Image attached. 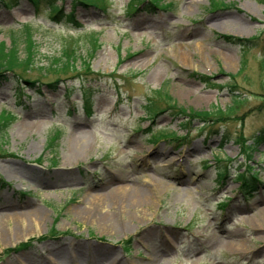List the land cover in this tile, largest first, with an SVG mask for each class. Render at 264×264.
<instances>
[{
  "label": "rangeland",
  "instance_id": "rangeland-1",
  "mask_svg": "<svg viewBox=\"0 0 264 264\" xmlns=\"http://www.w3.org/2000/svg\"><path fill=\"white\" fill-rule=\"evenodd\" d=\"M76 1L91 5L79 4L70 22ZM100 1L58 0L65 15L60 22L50 19L46 4L36 16L28 0L0 9V44L10 51L11 33L29 25L34 45L26 48L18 36L20 53L22 59L34 54L36 62L21 79L0 83L1 125L5 113L14 118L0 133V219L7 215L15 224L27 204L46 211L39 231L9 242L2 238L7 224L0 225V264H45L37 257L45 248L87 243L145 264L166 237L172 246L157 258L160 264H264V233L255 230V219L264 214L263 0H155L159 7L143 0L135 12L134 0ZM224 37L251 43L244 47ZM67 45L80 56L77 72L61 75L50 88L58 77L51 62ZM36 79L44 85L29 88L25 81ZM181 110L226 116L203 124L198 117L184 120ZM76 125L90 140L89 152L68 167L67 180L53 178ZM172 134L181 140L159 138ZM155 150L166 154L153 155ZM220 170L227 175L221 178ZM117 171L133 184L160 179L171 187L150 195L145 217L141 208L122 216L129 228L115 233L77 211L89 190ZM243 174L256 192H240ZM188 186V193L174 190ZM149 232L146 244L138 243ZM213 232L231 238L222 244ZM238 241H245L247 254L230 246ZM88 252L85 246L77 260L59 264H107Z\"/></svg>",
  "mask_w": 264,
  "mask_h": 264
},
{
  "label": "bare ground",
  "instance_id": "bare-ground-1",
  "mask_svg": "<svg viewBox=\"0 0 264 264\" xmlns=\"http://www.w3.org/2000/svg\"><path fill=\"white\" fill-rule=\"evenodd\" d=\"M76 126L78 128H74L68 136V151L64 156L63 165L61 166L62 168L52 172L51 177L53 178H64L67 180L68 176H70L68 175L70 173H67L66 171L68 167L77 164V162L89 152L91 145L90 140L88 139L87 134L79 129V125ZM152 154L159 156L166 153L161 150H155ZM184 157H187V154H185ZM122 173V171H117L115 173L116 175L113 174L109 181L90 189L85 199L81 202L83 209L77 211L78 215H82L90 221H98L99 224H102L103 227L109 229V231H114L115 233L119 231L124 232L126 228H129V223L124 220L122 216L127 215L126 213H138V210L141 208L142 210L139 214L140 216L142 215L145 217L146 215H144L143 212H145L147 206H150V195L157 194L159 191L171 187L170 184L164 183L160 179L150 181L149 185L138 183L133 184L130 179L122 175ZM127 173L128 172H126V174ZM45 183L48 186L51 185L50 180ZM174 190L179 194L191 191L189 186L184 189L174 187ZM25 208L27 211L24 210L25 212L18 214L14 219L15 224L13 225H10V222L12 221L6 219L8 218L7 215L0 219V225L4 222L7 224L8 228V230L6 232L4 231L2 235L5 242L21 238L22 235L27 233L30 229L39 231L41 225L45 222L46 211L44 209H34L31 204H27ZM104 209H107V211L104 212ZM250 210L256 211L257 208H252ZM255 230L264 233V214L258 215L255 219ZM169 233L172 234V232H168V234ZM149 237L150 232L141 236L138 243L146 244ZM213 237L219 239L222 244L226 243L225 241L231 238H225L222 235H219V232H213L211 238ZM244 243L245 241H238L232 243L230 246L247 254L248 250L246 251L245 246H243ZM85 246H88V255L94 260H107V264H135L134 262L126 261L119 256H113V250H106L92 244L88 245V243L83 247ZM171 246V240L166 237V240H164L161 245L154 246L153 251L151 252V255L154 256V258L150 257L145 264H160V261L157 260V258L161 257L163 253L165 254ZM67 247H70L69 252L66 251ZM83 247L74 244L51 245L41 251L37 257L44 261L45 264H59L61 259L77 260L79 257L77 251H80ZM64 255L66 256L64 257ZM15 262L20 261L17 258L15 259Z\"/></svg>",
  "mask_w": 264,
  "mask_h": 264
},
{
  "label": "trees",
  "instance_id": "trees-1",
  "mask_svg": "<svg viewBox=\"0 0 264 264\" xmlns=\"http://www.w3.org/2000/svg\"><path fill=\"white\" fill-rule=\"evenodd\" d=\"M32 3V5H34L35 7V15H39L42 13V10L40 9L41 6L43 4L48 5V9H46V13L50 15V19L54 22H60L63 18H65L64 12L61 9L60 6H58L57 1L58 0H28ZM105 0H101L100 4H104ZM155 0H150V3L155 5L156 7H159V5L157 4V1L154 2ZM213 8L215 7V1H213ZM264 2V0H263ZM146 2H144L143 0H134L133 1V5L131 6V12H135L137 9V5H141L144 4ZM17 4V0H0V9H2L3 7L7 8V9H11L12 7H14ZM73 11L72 13L67 17L68 21H72L75 22V16H74V12L76 11L77 7L79 6V4L85 5V6H90L91 4H88L87 2H81V1H76L73 2ZM93 5L96 6V4L94 3ZM163 7V6H160ZM218 7H222V8H226L228 7V4H219ZM215 9V8H214ZM12 49L9 51V49L5 46V44H0V83H4L6 82L10 76H14V77H19V79L22 78L21 72H25L27 74H29L32 69L34 68L35 65V55H29L27 54V56L22 59L21 58V53H20V41L21 39H18V36L23 37V41L24 44L26 45V48L28 46H30V48L32 49L34 42L32 40V35H33V29L31 26L26 25L24 26L20 31L18 32H12ZM224 39L230 41L232 44H240L244 47H246V45H249V41H242L240 39H235V38H226L224 37ZM29 48V49H30ZM30 51V50H29ZM88 60H90L92 58V54H91V50H90V56L88 55ZM80 56L77 54V51L75 48L71 47L70 45H67L64 47L63 49V53L62 56L58 59H54L51 62L50 68L49 70L53 71L52 73L54 75H57V79L52 82L47 84L48 87L50 88H57V85L62 81L61 75H68L72 72H77V69L74 68L75 64L77 61H79ZM86 65V64H85ZM46 71L47 73H49L47 71V69H42V71ZM85 71L87 73H91V69L89 67V65H86L85 67ZM79 73V72H78ZM76 73V74H78ZM201 80H204V82H208L211 81V78H207L204 76H200L199 77ZM233 78V77H232ZM26 84L29 85V88H33L36 87V84L40 83V85H44L43 83L40 82V80L36 79L34 81L31 80H26L25 81ZM24 88L22 87H18L17 88V93H19V95L22 94ZM38 93H41V90H38ZM70 93V92H69ZM234 94V91H233ZM236 97V100L238 102H241L243 99L241 96L237 95L236 93L234 94ZM170 106V105H169ZM178 108H175V110ZM182 113V116L184 117V120H186V116H188L187 114L184 113L183 110L178 111ZM193 116V117H192ZM192 116H188L189 118H201V121L203 122V124L208 123L210 121L211 118H218L219 120H224L225 119V113L222 112L221 110H218L217 113H203V112H199V113H195L192 114ZM2 122L3 124L1 125L0 122V133H4L5 128L8 127L9 122L11 120H14L13 116L11 115H7L6 113L4 114V116H2ZM189 123V122H187ZM60 135V133H56V137H58ZM223 140H230L229 136H227V134H223L222 135ZM59 138V137H58ZM159 138H173L177 141H180V138H176L175 134L172 135H160ZM157 137H155L157 141V139H159ZM53 141H57V138H53ZM53 147V144H50L49 146V150ZM245 148V152L250 151L251 149L248 147H244ZM223 173V172H222ZM226 172H224L223 174H221L220 176H226ZM252 178L254 176H251ZM255 179V178H254ZM250 180L245 174H243L242 176H240V183H241V192L244 195H249L251 194L252 190L254 189V187H252V184H250ZM28 246V244H23V246L21 247H26Z\"/></svg>",
  "mask_w": 264,
  "mask_h": 264
}]
</instances>
